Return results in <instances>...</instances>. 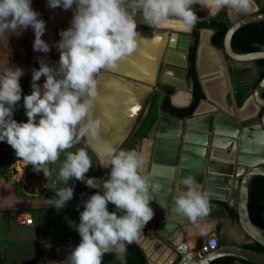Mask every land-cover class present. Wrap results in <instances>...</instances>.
Returning a JSON list of instances; mask_svg holds the SVG:
<instances>
[{
  "label": "clouds",
  "instance_id": "clouds-1",
  "mask_svg": "<svg viewBox=\"0 0 264 264\" xmlns=\"http://www.w3.org/2000/svg\"><path fill=\"white\" fill-rule=\"evenodd\" d=\"M193 5L217 13L224 9L232 14L258 11L255 0H127V6L126 0H47L51 9H73L70 27L59 32L55 45L58 66L38 61L39 69L32 70L31 93L23 96L27 121L19 123L13 119V111L21 101L19 79L24 73L10 66L0 74V141L10 145L16 157L35 172L51 175L46 164H55L60 154L81 138L96 136L99 121L91 119L97 95L95 77L102 69H114L118 61L135 51L140 38L136 12L140 11L153 28L175 23L181 31H190L201 19ZM38 16L31 0H0V34L31 26L33 50L47 53L49 45L41 39L45 21ZM41 77L42 87L36 83ZM97 159L98 165L109 169V178L100 185L96 178H86L93 163L84 148L66 152L56 177L62 182L74 178L89 188L100 189L83 202L77 228L81 240L66 264H102L103 254L110 249L123 261L126 245L139 237L154 216L150 203L161 185L143 174L145 156L134 150L108 148L98 153ZM180 184L185 190L177 189L173 211L195 224L210 213L208 195L191 175L183 177ZM73 193L68 185L59 188L54 207L62 209ZM109 204L124 214L109 211ZM184 264L190 261L186 258Z\"/></svg>",
  "mask_w": 264,
  "mask_h": 264
},
{
  "label": "water",
  "instance_id": "water-1",
  "mask_svg": "<svg viewBox=\"0 0 264 264\" xmlns=\"http://www.w3.org/2000/svg\"><path fill=\"white\" fill-rule=\"evenodd\" d=\"M206 14L211 15L212 13ZM260 20H264V12L257 11L246 13L244 16L232 20L223 38V52L217 50L237 62L264 58V49L240 53L231 46V37L238 28ZM171 28L176 30L169 34ZM203 29L207 28H201L199 31L195 65L205 97L198 102L190 116L183 118L163 112L158 108L156 118L146 133L147 137L154 139V142L147 146L145 155L147 163L143 172L161 185L160 191L154 194L155 200L150 203L154 216L147 224L154 225L157 234L168 238L180 227L181 223L191 222L173 211V198L176 195H172L173 191L183 186L180 184V180L191 175L199 184L200 189L207 193L210 207L217 210L211 217H226L228 210L224 203L228 204L236 209L237 221L251 241L258 242L264 247V228L251 220L248 210L250 180L255 175L264 176V76L255 85L252 93L254 101L259 106L257 113L263 108L261 121L244 124L240 119L232 118L223 109L210 103L206 98L204 80L200 78L197 65ZM165 30L168 32L165 45L179 51L170 50L164 57L161 56L160 64L163 62L166 64L162 65L160 80L175 87H186L187 50L191 30L181 31L170 25L165 26ZM210 30L212 34V29ZM176 39H180V43H176ZM179 53L183 54L180 59L177 58ZM203 105L207 106V111L200 112ZM167 117L181 125L185 123L186 126H189L188 124L192 122L195 130L179 131L181 133L179 134L177 129H171L169 133L165 134L161 131L160 124ZM128 134L129 131L123 139ZM138 141L139 139L136 143ZM106 252L115 251L110 249ZM225 255L254 263H264V252L239 244H223L219 245L217 249L205 253L200 264H210L211 261Z\"/></svg>",
  "mask_w": 264,
  "mask_h": 264
},
{
  "label": "crops",
  "instance_id": "crops-1",
  "mask_svg": "<svg viewBox=\"0 0 264 264\" xmlns=\"http://www.w3.org/2000/svg\"><path fill=\"white\" fill-rule=\"evenodd\" d=\"M129 11L133 12L134 10L133 9L131 10V8L129 7ZM203 11L205 13L204 9ZM206 11L208 12L207 9ZM139 15L141 17L142 13L140 11H137L136 15L134 16V20L139 19L138 17ZM141 28L138 26L136 28V31L139 33V37H140L137 42V47L134 51L135 52L134 57H136V59L135 62L128 67L127 71H125L126 69L123 70L120 68L117 69L106 68V69H102L95 77L97 95L93 100L91 119L99 121V129L95 137L85 136L84 138H81V144L79 145L80 147L78 146L77 148L78 149L84 148L86 151H88L89 154L95 159V161L98 164H99V161L97 159L98 153H103L108 148H115L116 145L123 139L125 134L129 131V134L121 141L119 146H117L116 148L117 150L122 149V147L124 146V144H126L129 137L136 130H138L145 124L146 122L145 118L149 117L152 113L156 114L157 109L160 108L161 100L166 93L164 90L165 87L171 89L168 96L170 99V103L175 107H186L190 104L192 100V83L188 78H186L187 79L186 87H177V86L175 87L174 85L164 83L160 80V75L162 74V65L163 63L166 64L165 62L160 64L159 61L161 56L164 57L166 53L170 50L177 52L179 51L176 48H171V47L168 48L165 45L168 38V32L165 30V27L153 28L152 26H148L147 28H143V29ZM151 29H160L158 31V35L154 36L155 33L151 32L152 31ZM174 30L176 29L173 28L169 29V34L172 33ZM142 33H144V35L146 36L151 35V37H153L155 43L157 44V45L152 44L148 49V51L143 52V54L141 53L142 51L140 44L141 36L143 35ZM160 38L162 41L160 40ZM209 38H210V32L205 31L202 35L201 46L198 53V65L203 75H207L211 71L220 69L221 68L220 58L222 59V63H224L223 58L221 57L222 55L221 52L215 49L213 46H211ZM176 43H180V39H176ZM177 57L178 59L181 58L179 54ZM210 57L214 58L213 60H215L216 62L215 63L212 62L213 60H210L209 59ZM214 76H218L217 73ZM205 86L207 92L206 94H208L206 98L210 103L216 105L217 107L225 111L228 109L226 112L229 114H230L229 111H232L233 109V111L236 112L235 114L237 118L239 119L243 118V114H240L239 111H241L240 109L241 107H243L244 104L239 109L236 106L234 108H231L230 106H228L225 96H224V100L222 99L224 93L225 95H227V91L225 92L226 90L225 85L223 84L222 81L218 79L217 80L208 79L206 80ZM161 94L163 95L161 96ZM23 96L24 94L21 93V101L18 102V104H23ZM221 100H223V103L220 104L219 102ZM223 105L229 108L226 109L224 108ZM204 111H207L206 105H203L200 109V112H204ZM179 131H184V130L180 129ZM179 134L181 133L179 132ZM1 145H3L2 146L3 152L0 153V158L2 154L11 152L9 155H7L9 162L7 161L5 165V170L12 168V166H17L18 177H20V179L21 178L28 179L29 180L28 183L31 185L30 187H28L27 182L23 183V185L27 186L32 191L31 193L29 192H25V193L29 195H34L35 197L32 196L34 199H38L41 196V194L46 189L45 187L51 183V179H53V176L57 177L59 168L62 165L64 159L66 158V152L77 151L76 147H72L66 150V152H62L60 154V158L55 164L50 163V166L46 164L45 167L50 171L51 175L44 177L43 172L37 173L33 170L31 166L32 169L31 175L27 176V174H25V169L28 164H26L23 160L17 158L14 150L6 142L2 144L0 142V146ZM8 146L9 148L7 149ZM147 146L148 145L146 144V149ZM3 156L5 157V155ZM206 159L208 160V157ZM56 168L58 169V171H56ZM20 172L22 173L20 174ZM67 185L69 187L79 186V183L77 180L72 178L71 180L67 182H63L62 184V186H67ZM34 186L36 188L35 190H34ZM40 188L44 190L43 191L41 190L40 192L39 191ZM52 188H51V192H52ZM179 190L183 191L185 189L182 186L179 188ZM86 192L87 191L85 190V193ZM176 194H177V189L172 192V195H176ZM74 195H75V191L73 193V196ZM85 195L79 196L80 205L74 201L75 200L74 199L75 196H74L73 202L68 206H64V207H71L75 204L78 205V208L76 207L75 209L76 211H74V218H78L81 210L83 211V202L88 198V197L85 198ZM46 205H48V203L47 204L40 203L38 204V206L37 204L35 206L45 207ZM224 205L226 209L227 206H229L226 203H224ZM27 209H29L32 212L33 215L32 224L22 226L14 223L15 222L13 215L14 210L11 212L13 216L12 217L13 224L16 225V227L21 228L22 230L27 229L34 231L35 228L39 226L40 216H42L43 213L41 211L35 212V210L31 208H27ZM216 212L217 210L210 207V213L207 217L199 219L195 224H193L192 222L181 223L180 227L168 238H163L161 240L156 238L151 234L150 232L151 230L149 228L147 229V232H144L142 230V233L139 236L140 238L142 237L141 239L147 238L153 243H156L155 247L159 248V253L161 252V255L163 254L164 249L165 250L167 249L170 252L171 254L170 258L167 259V261H164L163 263L159 261L158 264H179V257L175 251V246L178 243L186 242L190 246H194L197 248L199 247L201 242L206 237H208V235L211 234L217 236L219 245H223V244L242 245V244L252 243L250 237H248L246 233L241 229L237 220H232L229 217V214H227L226 217H214V218L211 217V215H214V213ZM3 215L4 213L2 214L0 213V221L3 219ZM181 217L185 218L183 216ZM68 223L69 222L64 221L63 224L60 225L57 224V226L61 228V230H59L55 239L52 238L50 242H47L43 245L41 249V255L38 256L36 261H38L42 255L50 251V249L54 245H56L59 236L63 232L62 230H64L69 226ZM3 236L4 234L2 233V229H0V242H2ZM162 240H164V242L169 244L170 246L172 245L173 250H170L169 247H167L164 243H162ZM136 241L138 242L137 239ZM48 244H50L51 247H46V245ZM0 247H1V243H0ZM146 257L150 264H157V260L150 258L148 254H146ZM3 259H4V255L2 254L0 248V262Z\"/></svg>",
  "mask_w": 264,
  "mask_h": 264
},
{
  "label": "rangeland",
  "instance_id": "rangeland-1",
  "mask_svg": "<svg viewBox=\"0 0 264 264\" xmlns=\"http://www.w3.org/2000/svg\"><path fill=\"white\" fill-rule=\"evenodd\" d=\"M262 2L263 0H255L256 7L259 8ZM31 6L33 10L39 13L38 19L45 21V33L41 39H43L49 45V52L44 53L33 50L35 34L31 26H28L25 29L17 28L15 31L9 30L3 34H0V74H2L4 70L10 66L18 67L22 69L24 73L19 79L20 84H23L25 79L29 76L33 62L37 63L38 69L40 67V63L38 61H43L44 63L53 67L58 66L59 52L55 45L60 40L59 32L70 27V21L73 16V9L64 10L63 8L59 7L56 9H51L47 6V0H31ZM192 9L195 13L197 12L196 5H193ZM199 9L200 16L202 18L219 16L225 19L228 23L237 17H242L245 15V13L232 14L227 9L221 10L218 13L213 12L211 15H207L203 11L204 8L202 9V7L199 6ZM136 25L142 28L148 27H146V25H139L137 22ZM261 49H264V45L261 47ZM221 57L224 61V63H222V59L219 57L221 68L211 71L209 74L200 78L203 80L218 79L222 81L226 88L225 92L227 91V95L224 93L222 99L224 100L225 96L228 106L231 108L236 106L239 109L247 102V100L252 97L253 89L257 84L258 78L257 65L254 61H233L230 58H224L223 54ZM216 73L220 78L218 76H214ZM42 78L44 77H41V79ZM36 83L40 87L43 86V82H41V80L37 81ZM22 93L24 95L30 94L31 88L22 90ZM223 100H221L219 103H223ZM224 108L227 109L229 107L224 106ZM229 112L230 114L228 113V115H230L232 118L239 119L236 117V112L233 111V109ZM239 113L241 112L239 111ZM261 116L262 114L259 115V113H257V115L246 119L241 118L240 121L244 124H252L261 121ZM13 119H15L18 123L27 121L23 104H17L15 106L13 111ZM149 121L150 116L148 117V120H146L145 124L129 137L126 144H124L122 147V150H134L143 156L147 154L146 144L152 145L154 142L153 138H149L146 135L151 123H153ZM193 129L194 128L192 127L190 130ZM137 139H139L138 143H136ZM0 142L1 144L4 143V141ZM80 144L81 139L78 143H75L73 147H76V150H78L77 147ZM2 146L3 145L0 146V153L3 152ZM10 153H4L1 156L2 159L0 158V213H4L3 219L0 221V229H2V233L4 234L2 242H0V248L2 254L4 255V259L0 262V264H66L65 260L67 259L68 255L71 253L72 249H74L80 243L81 240V237L77 231L80 220L79 217L74 218V211H76V207L78 208L77 204L80 205L79 196L86 194L85 198H87L92 194H95L97 191H100V189L89 188L85 186V183L78 181L79 186H72L75 191V197L73 196L75 199L74 201L77 204L57 210L54 207L53 201L57 198L55 192L59 188L66 187L62 186L63 182L58 181L56 176H53L51 183L45 187V190L40 188V192L41 190H44L41 196L38 199H34V195L25 193L32 192L31 189L28 188L31 185L28 183V179H20V177H18L17 166H12V168L5 170V165L8 161L7 155ZM3 155H5V157ZM89 156L92 159L93 166L85 175H87V178H96L97 185H100L104 180L109 178V169L98 165V163L90 154ZM48 165L50 166V163ZM31 171V165H27L25 174H27V176L31 175ZM56 171H58L57 168ZM21 173L22 172H20V174ZM24 182H27L28 187L23 185ZM35 186L34 190L36 189ZM85 190L87 191L86 193ZM40 203H48V205L45 207H37ZM36 204L37 206H35ZM24 207H26V209L31 208L35 210V212L41 211L43 213L42 216H40V224L35 228L34 231L27 229L22 230L13 224V216L11 212L13 210L15 212L16 209ZM108 210L117 211L118 215L124 214L122 211L115 210L112 204L108 205ZM64 221L69 222V226L62 230L63 232L59 236L56 245H54L50 251L42 255L38 261H36L38 256L41 255V249L43 245L47 242H50L52 238L55 239L59 230H61L57 224H63ZM154 227V225L146 224V226L143 228V231L147 232V229L149 228L153 236L160 240L163 239L162 236L155 232ZM162 243L169 247L170 250H173L172 245L170 246L169 244L165 243L164 240H162Z\"/></svg>",
  "mask_w": 264,
  "mask_h": 264
},
{
  "label": "trees",
  "instance_id": "trees-1",
  "mask_svg": "<svg viewBox=\"0 0 264 264\" xmlns=\"http://www.w3.org/2000/svg\"><path fill=\"white\" fill-rule=\"evenodd\" d=\"M197 7V16L200 17V21L191 30V42L187 50V78L192 83V100L190 104L186 107H175L170 103L169 92L171 89L167 87L164 88L165 95L163 96L160 104V109L163 112L170 113L176 117L183 118L190 116L195 109L198 102L205 97L204 92L201 88L199 77L196 71V50L199 42V31L201 28L212 29V34L210 35L211 45L223 52V38L225 32L230 23L219 16H211L207 18H202L200 16L199 5ZM257 12H264V0L259 6ZM264 45V20L255 21L247 23L240 28H238L231 37V46L236 52L246 53L251 51L260 50ZM224 58L229 57L224 54ZM258 69L257 83L264 76V58L256 59L254 61ZM37 69L38 66L36 62L31 65V71L29 76L25 79L21 85L22 90H27L31 88V76L32 70ZM44 83V78L40 79ZM264 96V92H263ZM153 98V96H152ZM153 101V99H152ZM263 112L261 108L259 115ZM153 114V115H152ZM150 115V121L153 122L156 114L152 113ZM152 118V119H151ZM148 117L145 118V121ZM149 121V122H150ZM150 125V124H149ZM229 217L232 220L237 219L236 209L227 206ZM248 210L251 220L264 228V176L255 175L251 178L248 189ZM242 246L264 252V247L258 242H252L247 244H242ZM102 264H147V257L141 246L133 241L131 244L126 245V252L124 253L123 261L117 259L116 252H105L102 256ZM210 264H264V263H254L244 259H239L231 255L221 256Z\"/></svg>",
  "mask_w": 264,
  "mask_h": 264
},
{
  "label": "bare ground",
  "instance_id": "bare-ground-1",
  "mask_svg": "<svg viewBox=\"0 0 264 264\" xmlns=\"http://www.w3.org/2000/svg\"><path fill=\"white\" fill-rule=\"evenodd\" d=\"M126 6H127V3H126ZM131 8V7H130ZM133 8H131L132 10ZM134 10V9H133ZM206 13H212V12H207L206 9H204ZM139 19H136L135 22H138L139 24H142V25H147V26H150L148 23H146L143 19V16L140 15L138 16ZM170 26H173V27H176V24L175 23H170L169 24ZM154 34V36L158 35V31L160 29H151ZM162 31V30H161ZM205 31H209L210 32V35H211V30L210 29H203L202 30V33H201V39H202V35ZM143 35L141 36V40H140V44H141V53L143 54V52H147L148 49L150 48V46L152 44H155V41L153 39V37H151V35L149 36H146L144 35V33H142ZM161 40V38H160ZM210 40V38H209ZM162 41V40H161ZM200 46H201V41H200ZM212 46V45H211ZM200 49V47H199ZM199 53V51H198ZM135 52L133 51L130 55H128L125 59L121 60V61H118L117 63V66L115 67L116 69L117 68H120V69H123L125 71H127L128 67L130 65H132L134 62H135V59L136 57H134L135 55ZM180 57L183 56V54L179 53ZM178 58V57H177ZM210 60H213L214 58L210 57L209 58ZM202 60V59H201ZM212 62H216L215 60H213ZM137 64V63H136ZM197 65H198V57H197ZM198 69H199V65H198ZM129 72V70H128ZM199 72H200V75L201 77L205 76L201 73L200 69H199ZM211 80V79H210ZM206 83V80L204 79V84ZM205 91H206V86H205ZM212 92V91H211ZM207 93V92H206ZM208 95V94H207ZM209 97V96H208ZM258 104L254 101L253 97H251L249 100H247V102L243 105V107L241 108V113L240 114H243V118H249V117H252V116H255L257 111H258ZM223 124V121L221 122ZM161 125V131L163 133H169L171 131V129H177L178 131L180 129L182 130H188V129H192V127L194 126V124H192V122L190 124H188L189 126H186L185 123L183 125L179 124V123H176V121H174L173 119H171L170 117H167L164 119V122H162ZM192 125V126H191ZM191 126V128H189ZM166 130H165V129ZM194 130V129H193ZM263 143V142H262ZM264 145V143H263ZM260 147H261V143H260ZM142 238V237H141ZM140 236L137 238L139 244L142 246V249H144V251L146 252V254H148V256L150 258H153L154 260H157V264L158 262H164V261H167V259L170 258V252L165 250L164 249V252L163 254L161 255V252L159 253V248H156L155 245L156 243H153L152 241H150L149 239H141ZM164 248V247H163ZM161 255V256H160ZM153 262V261H152ZM167 263V262H166ZM150 264V263H148Z\"/></svg>",
  "mask_w": 264,
  "mask_h": 264
},
{
  "label": "built area",
  "instance_id": "built-area-1",
  "mask_svg": "<svg viewBox=\"0 0 264 264\" xmlns=\"http://www.w3.org/2000/svg\"><path fill=\"white\" fill-rule=\"evenodd\" d=\"M56 199H58V197ZM72 202L73 198L68 201L65 206L70 205ZM13 215L14 221L17 225H31L33 222V215L29 209H16ZM218 246L219 241L217 236L211 234L208 235V237H206L197 248L190 246L186 242H180L175 246V251L179 257V264H184L186 258L190 261V264H200L203 255L217 249Z\"/></svg>",
  "mask_w": 264,
  "mask_h": 264
},
{
  "label": "flooded vegetation",
  "instance_id": "flooded-vegetation-1",
  "mask_svg": "<svg viewBox=\"0 0 264 264\" xmlns=\"http://www.w3.org/2000/svg\"><path fill=\"white\" fill-rule=\"evenodd\" d=\"M191 30H192V29H191ZM189 34H190V41H189V44H190V42H191V31H190V33H189ZM153 121H154V120H153ZM151 124H152V123H151Z\"/></svg>",
  "mask_w": 264,
  "mask_h": 264
}]
</instances>
